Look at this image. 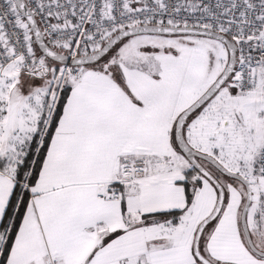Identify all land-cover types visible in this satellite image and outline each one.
<instances>
[{"label":"snow or ice","instance_id":"obj_1","mask_svg":"<svg viewBox=\"0 0 264 264\" xmlns=\"http://www.w3.org/2000/svg\"><path fill=\"white\" fill-rule=\"evenodd\" d=\"M0 264H264V0H0Z\"/></svg>","mask_w":264,"mask_h":264}]
</instances>
